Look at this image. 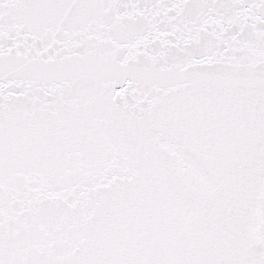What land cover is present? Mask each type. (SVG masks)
<instances>
[{
    "label": "snow or ice",
    "instance_id": "1",
    "mask_svg": "<svg viewBox=\"0 0 264 264\" xmlns=\"http://www.w3.org/2000/svg\"><path fill=\"white\" fill-rule=\"evenodd\" d=\"M0 264H264V0H0Z\"/></svg>",
    "mask_w": 264,
    "mask_h": 264
}]
</instances>
